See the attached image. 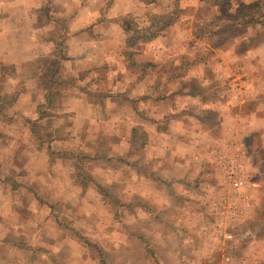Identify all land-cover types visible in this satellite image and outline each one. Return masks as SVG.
<instances>
[{"label": "rangeland", "instance_id": "1", "mask_svg": "<svg viewBox=\"0 0 264 264\" xmlns=\"http://www.w3.org/2000/svg\"><path fill=\"white\" fill-rule=\"evenodd\" d=\"M214 1L101 4L77 57L66 21L29 37L0 25V110L16 113L0 112V264H264V26L211 45ZM179 8L148 41L117 23L144 30ZM71 99L127 113L77 116ZM36 107L56 118L28 121L22 110ZM29 127L32 141L75 144L67 159L51 154L60 179L25 178L7 161L22 156Z\"/></svg>", "mask_w": 264, "mask_h": 264}, {"label": "crops", "instance_id": "2", "mask_svg": "<svg viewBox=\"0 0 264 264\" xmlns=\"http://www.w3.org/2000/svg\"><path fill=\"white\" fill-rule=\"evenodd\" d=\"M111 0H0V25H3L2 32L7 35H20L23 34L24 37L30 36L32 32L37 29H43L44 27V33L43 34H53L52 32L55 31L58 27L56 26L57 21L63 20L66 21V27L67 31L70 33V35H74L71 37V39L68 41V51L72 55L78 56L77 51H80L81 49H85V46H81L82 41L79 37H87L86 34H88V30H86L91 25H94V21L98 16V10L96 8L101 7V4H106L110 2ZM115 2L120 3H127L128 0H114ZM254 1V0H253ZM252 2V1H251ZM249 3V2H245ZM99 9V8H98ZM17 20V22H16ZM36 20L38 22V27L35 29H32L31 21ZM15 21V22H14ZM44 25H41L43 24ZM59 23V22H58ZM16 27H13V26ZM51 27L47 28V26ZM48 29V30H47ZM80 29H83L82 31H79ZM1 33V34H3ZM80 35V36H79ZM88 39V38H87ZM86 40V39H85ZM45 48L44 50L46 52H50L51 50L54 51L55 48H57V41L55 39H51L46 41L45 40ZM6 50L9 49L7 46L5 48ZM81 50V51H82ZM51 51V52H52ZM9 63V62H6ZM26 70L23 71L24 78H28L30 76V71L27 70L26 73H24ZM29 93H33L31 88L28 89ZM38 91L40 92V95L45 96L47 93V90L38 88ZM41 96V97H43ZM40 97V96H39ZM77 99L72 100L71 102L74 103L77 106L76 115L79 116L80 114H87V115H93V113L98 114H110L111 112L116 113H127L125 108L123 110L115 111L110 110L109 108H96L91 107L88 105V102H84L82 106L78 107V102H76ZM86 104V105H85ZM37 106V104H36ZM42 107L38 109L36 107V110H22V114L25 115L28 119V121L32 120L33 122L36 121L37 124L44 123L43 121H48V119L56 118V116L53 117V114L51 117V114L41 112ZM132 113L130 114H136L134 117V123H140L137 119L138 112L134 107L129 108ZM6 109L0 110L1 113H5ZM6 114L9 116H13L16 113L14 111H6ZM128 115V114H127ZM44 117V118H43ZM104 121V120H102ZM126 123V121H124ZM88 125V127L86 126ZM12 125H10L11 127ZM8 127V125H7ZM80 126H78V131H88L89 130V124H84L82 126V129L80 130ZM12 133L8 127L7 140L11 141L14 138H16L15 134L17 133L15 129H13ZM16 132V133H15ZM31 127H29L28 134L26 136V140H23L22 142V156H17L14 154L8 153L7 161L10 163V165L13 166L14 170L19 169V171H23L25 174V178H30L31 176H34V178L38 177L39 179L41 177L48 178L49 180L54 179H60L61 176L58 174V165H59V159H56L57 156H54L56 160L51 162V154L55 152L61 151V154H66L67 156L74 153V150L68 149V143L71 147L75 145L72 141L69 142V139H64L62 136L55 134L52 137V141H46V140H37L34 141L31 140ZM56 133V132H55ZM12 135V136H11ZM11 136V137H10ZM56 145L64 146L65 149L60 150ZM57 149V150H56ZM1 151V150H0ZM72 151V152H71ZM78 155V153L74 154ZM72 158H75L72 156ZM77 159V158H76ZM2 160V156H0V163ZM102 160V159H101ZM18 161H22V167L19 168L20 165H18ZM77 161V160H74ZM95 161V160H94ZM67 162V160H66ZM72 162V160H71ZM68 169V168H67ZM40 171H43L40 172ZM67 171V170H66ZM32 173V175H31ZM44 175V176H43ZM58 181H55V186L57 187ZM49 183V182H48ZM47 183V184H48ZM52 182H50L51 184ZM49 184V185H50ZM43 187H46V184H43ZM17 192V190H15ZM14 189L12 190V187H8L9 194L15 193ZM58 193V191L56 192Z\"/></svg>", "mask_w": 264, "mask_h": 264}, {"label": "trees", "instance_id": "3", "mask_svg": "<svg viewBox=\"0 0 264 264\" xmlns=\"http://www.w3.org/2000/svg\"><path fill=\"white\" fill-rule=\"evenodd\" d=\"M213 5L222 7L221 15H217L214 20L220 22L219 26L214 27L210 30V34L216 37L217 40L213 41L210 39V44L213 45L215 42L221 43L230 38L236 37L244 32L246 26H254L260 24L264 26V0H254L249 3H241L235 9L232 7V0H215ZM180 8L177 12H171L167 14H157L151 21V25L144 30L142 29H130V24L133 23L131 19H118L117 23L126 31L132 35L140 34L144 32V40H152L156 38L161 31L169 28L177 23L178 17L181 14ZM223 23V24H221ZM205 30V29H204ZM128 34L131 36V34ZM141 35V34H140ZM207 34H198V37H205ZM132 38V37H130ZM130 41H128L129 44ZM137 66L140 69H144L147 66L156 67V62H131L128 67Z\"/></svg>", "mask_w": 264, "mask_h": 264}]
</instances>
